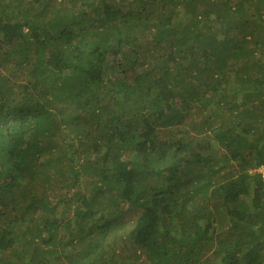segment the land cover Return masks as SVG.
Returning a JSON list of instances; mask_svg holds the SVG:
<instances>
[{
	"label": "trees",
	"instance_id": "trees-1",
	"mask_svg": "<svg viewBox=\"0 0 264 264\" xmlns=\"http://www.w3.org/2000/svg\"><path fill=\"white\" fill-rule=\"evenodd\" d=\"M261 166L264 0H0V264H264Z\"/></svg>",
	"mask_w": 264,
	"mask_h": 264
},
{
	"label": "built area",
	"instance_id": "built-area-1",
	"mask_svg": "<svg viewBox=\"0 0 264 264\" xmlns=\"http://www.w3.org/2000/svg\"><path fill=\"white\" fill-rule=\"evenodd\" d=\"M257 171L261 173L262 178L264 179V166L259 167Z\"/></svg>",
	"mask_w": 264,
	"mask_h": 264
},
{
	"label": "rangeland",
	"instance_id": "rangeland-1",
	"mask_svg": "<svg viewBox=\"0 0 264 264\" xmlns=\"http://www.w3.org/2000/svg\"><path fill=\"white\" fill-rule=\"evenodd\" d=\"M220 164H221V161L219 160L217 166ZM128 215H130V214H128ZM128 215H126V216H128ZM132 216H134V214H132Z\"/></svg>",
	"mask_w": 264,
	"mask_h": 264
},
{
	"label": "clouds",
	"instance_id": "clouds-1",
	"mask_svg": "<svg viewBox=\"0 0 264 264\" xmlns=\"http://www.w3.org/2000/svg\"><path fill=\"white\" fill-rule=\"evenodd\" d=\"M258 168H259V167H258ZM258 168H257V169H258Z\"/></svg>",
	"mask_w": 264,
	"mask_h": 264
}]
</instances>
